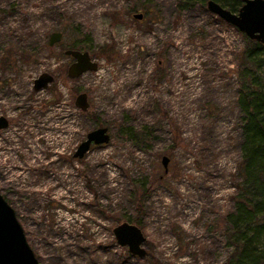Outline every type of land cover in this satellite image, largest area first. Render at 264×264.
<instances>
[{
    "label": "rangeland",
    "instance_id": "374dc122",
    "mask_svg": "<svg viewBox=\"0 0 264 264\" xmlns=\"http://www.w3.org/2000/svg\"><path fill=\"white\" fill-rule=\"evenodd\" d=\"M180 1L0 0V194L39 264H227L245 39ZM69 45L96 69L68 78ZM43 71L54 85L33 91ZM98 126L108 142L73 157ZM125 221L145 237L143 257L115 242Z\"/></svg>",
    "mask_w": 264,
    "mask_h": 264
},
{
    "label": "trees",
    "instance_id": "16d2710c",
    "mask_svg": "<svg viewBox=\"0 0 264 264\" xmlns=\"http://www.w3.org/2000/svg\"><path fill=\"white\" fill-rule=\"evenodd\" d=\"M206 1L181 0L178 5L205 6ZM212 1L231 12L242 3V0ZM242 36L245 43L238 56L239 85L235 97V104L241 112L240 158L236 165L240 182L236 185L233 208L224 216L229 224L227 236L233 247L226 262L264 264V77L255 71L264 64V43ZM65 48L78 49L76 45ZM108 52L111 49L106 45L99 47L100 55ZM140 134L143 138L136 143L148 135L145 132Z\"/></svg>",
    "mask_w": 264,
    "mask_h": 264
},
{
    "label": "water",
    "instance_id": "95a60500",
    "mask_svg": "<svg viewBox=\"0 0 264 264\" xmlns=\"http://www.w3.org/2000/svg\"><path fill=\"white\" fill-rule=\"evenodd\" d=\"M206 9L242 32L247 38L264 43V0H242L235 12H231L218 3L207 0ZM140 19L141 14H134ZM61 33H50L48 46L60 40ZM63 54L71 58L66 76L75 78L85 71L96 69L93 57L86 50L65 48ZM54 85L53 76L48 72H40L32 80V89L37 91ZM74 105L81 111L88 107L86 94L80 92L76 95ZM6 126V120L0 116V128ZM109 140V133L105 126L95 127L85 134V138L76 146L73 157L80 158L91 145L105 144ZM166 157H161V163L165 168ZM165 170V169H164ZM115 242L120 246H126L130 255L143 257L146 254L142 247L145 237L141 230L132 223L121 222L112 227ZM0 264H39L32 249L28 245L23 229L17 220L14 210L0 194Z\"/></svg>",
    "mask_w": 264,
    "mask_h": 264
},
{
    "label": "flooded vegetation",
    "instance_id": "af4514ba",
    "mask_svg": "<svg viewBox=\"0 0 264 264\" xmlns=\"http://www.w3.org/2000/svg\"><path fill=\"white\" fill-rule=\"evenodd\" d=\"M49 87V86H48ZM1 116V115H0ZM6 120V119H5ZM6 125H7V120H6ZM4 128V127H3ZM1 129V128H0Z\"/></svg>",
    "mask_w": 264,
    "mask_h": 264
}]
</instances>
